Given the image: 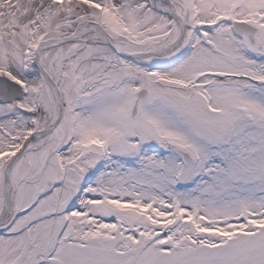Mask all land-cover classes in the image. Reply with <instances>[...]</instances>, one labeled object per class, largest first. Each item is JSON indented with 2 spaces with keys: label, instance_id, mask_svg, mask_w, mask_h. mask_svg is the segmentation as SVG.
Segmentation results:
<instances>
[{
  "label": "snow or ice",
  "instance_id": "1",
  "mask_svg": "<svg viewBox=\"0 0 264 264\" xmlns=\"http://www.w3.org/2000/svg\"><path fill=\"white\" fill-rule=\"evenodd\" d=\"M0 264H264V0H0Z\"/></svg>",
  "mask_w": 264,
  "mask_h": 264
}]
</instances>
